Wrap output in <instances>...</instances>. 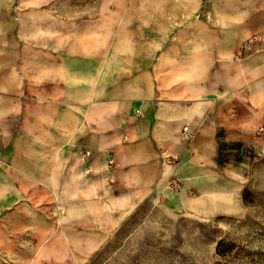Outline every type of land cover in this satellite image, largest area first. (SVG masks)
<instances>
[{"label":"crops","instance_id":"1","mask_svg":"<svg viewBox=\"0 0 264 264\" xmlns=\"http://www.w3.org/2000/svg\"><path fill=\"white\" fill-rule=\"evenodd\" d=\"M228 1L221 16L230 24L209 27L204 40L162 41L156 56L148 41L138 54L135 42L118 40L81 41L76 52L71 42L18 40L15 58H0V187L19 194L3 207H26L22 194L72 191L74 175L124 194L123 211L142 193L166 192L170 179L181 186L168 197L205 182L207 196H186L189 211L223 200L207 179L222 172L218 131L252 141L264 127V0ZM253 34L261 39L242 56ZM204 48L210 55L201 58ZM170 154L177 159L167 163Z\"/></svg>","mask_w":264,"mask_h":264},{"label":"rangeland","instance_id":"2","mask_svg":"<svg viewBox=\"0 0 264 264\" xmlns=\"http://www.w3.org/2000/svg\"><path fill=\"white\" fill-rule=\"evenodd\" d=\"M232 5L228 0H0V58L12 61L18 40L73 47L118 40L135 42L138 54L148 41L156 56L162 41L204 40L209 27L230 24L221 15ZM201 52V58L210 55L207 48ZM259 128L255 133L261 138L252 141L224 140L218 131L222 137L213 155L222 172L207 179L227 196L212 201V208L196 203L197 213L185 199L207 196L202 178H196L194 193L168 197L181 186L178 179L169 187L176 180L170 179L166 192L142 193L131 211L120 210L128 203L124 194L95 191L96 184L76 175L72 191L58 186V192L22 194L29 202L23 208L3 207L19 194L0 187V264H264V127ZM210 155L208 149L201 153L204 159ZM234 182L240 184L235 200Z\"/></svg>","mask_w":264,"mask_h":264},{"label":"built area","instance_id":"3","mask_svg":"<svg viewBox=\"0 0 264 264\" xmlns=\"http://www.w3.org/2000/svg\"><path fill=\"white\" fill-rule=\"evenodd\" d=\"M261 39V35L259 34H253L251 36H249L244 43V50H251L254 46V44ZM259 131H262V128H259ZM183 135L185 138H188V133L186 131V128L183 129ZM177 159V155L176 154H170L168 156H166L165 162L167 163H171L172 161ZM178 181L177 180H172V182L169 184V187H174L177 186Z\"/></svg>","mask_w":264,"mask_h":264}]
</instances>
